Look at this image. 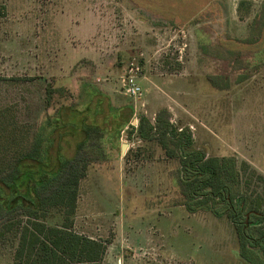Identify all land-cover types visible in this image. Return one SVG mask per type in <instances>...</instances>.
<instances>
[{
    "label": "rangeland",
    "instance_id": "obj_1",
    "mask_svg": "<svg viewBox=\"0 0 264 264\" xmlns=\"http://www.w3.org/2000/svg\"><path fill=\"white\" fill-rule=\"evenodd\" d=\"M263 2L0 0V109L39 128L67 106L85 110L97 87L107 104L133 106L132 124L166 108L191 128L196 148L235 156L264 176V31L258 43H243ZM227 49L242 51V61ZM134 59L144 66L138 98L123 88ZM214 75L229 87H214ZM49 87L57 90L51 96ZM109 138L80 183L73 224L106 241L101 264H245L225 216L183 205L177 159L126 133ZM63 218L54 210L47 223ZM11 238L0 240V264H13L18 239Z\"/></svg>",
    "mask_w": 264,
    "mask_h": 264
},
{
    "label": "trees",
    "instance_id": "obj_2",
    "mask_svg": "<svg viewBox=\"0 0 264 264\" xmlns=\"http://www.w3.org/2000/svg\"><path fill=\"white\" fill-rule=\"evenodd\" d=\"M252 26L254 35L243 40L247 45L263 36L264 2ZM227 53L242 61V51ZM209 80L216 88L229 87L226 77ZM54 91L49 87L48 96ZM92 93L85 110L67 106L60 117L48 118L39 128L20 122L9 107L0 109V240L18 239L13 264H101L106 241L75 232L74 216L80 183L89 166L100 160L103 138L114 143L113 137L119 140L123 133L128 139L154 142L167 158L177 159V186L187 211L225 216L235 229L245 264H264L263 174L235 156H208L196 148L191 128L178 126L166 108L154 121L140 115L132 124L133 106L107 104L97 87ZM65 145L72 146L71 155L64 153ZM54 210L63 214L60 225L47 223Z\"/></svg>",
    "mask_w": 264,
    "mask_h": 264
},
{
    "label": "built area",
    "instance_id": "obj_3",
    "mask_svg": "<svg viewBox=\"0 0 264 264\" xmlns=\"http://www.w3.org/2000/svg\"><path fill=\"white\" fill-rule=\"evenodd\" d=\"M141 61L132 60L128 66L126 76L123 79V88L126 91V95L134 98H138L141 95L142 88L138 82V79L142 76L144 66Z\"/></svg>",
    "mask_w": 264,
    "mask_h": 264
},
{
    "label": "crops",
    "instance_id": "obj_4",
    "mask_svg": "<svg viewBox=\"0 0 264 264\" xmlns=\"http://www.w3.org/2000/svg\"><path fill=\"white\" fill-rule=\"evenodd\" d=\"M238 1H239V4H242V3H243V4H244V3L251 4L253 0H238ZM243 4H242V5H243ZM242 5H241V6H242ZM239 6H240V5H239ZM261 57H262L261 59L263 60V59H264V55L261 56ZM262 62H264V60H263Z\"/></svg>",
    "mask_w": 264,
    "mask_h": 264
},
{
    "label": "water",
    "instance_id": "obj_5",
    "mask_svg": "<svg viewBox=\"0 0 264 264\" xmlns=\"http://www.w3.org/2000/svg\"><path fill=\"white\" fill-rule=\"evenodd\" d=\"M121 151H122V154L126 153V144H122Z\"/></svg>",
    "mask_w": 264,
    "mask_h": 264
}]
</instances>
